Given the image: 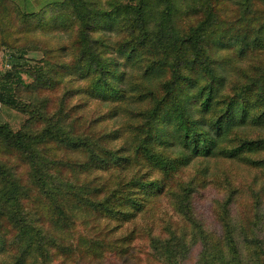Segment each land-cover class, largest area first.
<instances>
[{
    "label": "trees",
    "instance_id": "16d2710c",
    "mask_svg": "<svg viewBox=\"0 0 264 264\" xmlns=\"http://www.w3.org/2000/svg\"><path fill=\"white\" fill-rule=\"evenodd\" d=\"M23 4L0 0V34L11 35L17 16L24 23L33 19L29 30L56 25L58 19L63 24L66 17L77 20L75 61L54 62L59 50L48 48L50 60L44 59L52 65L30 70L34 85L60 82L58 70L73 72L87 81L75 92L112 103L104 117L125 120L98 134L91 122L84 133H75L67 118L40 130L26 125L13 131L0 123V147L31 169L24 181L15 175V164L0 162V264H49L57 257L90 262L106 254L126 258L135 253L137 232H111L145 212L154 216L160 195L169 197L178 221L151 234L149 245L137 244L145 260L184 264L193 254V264H264V185L256 190L226 176L215 230L196 218L191 201L196 187L205 184L203 173L194 175L196 184L176 176L197 157L264 173V0H107V7L96 0H52L31 11ZM47 7L59 12L41 26L38 11ZM109 21L121 39L93 35ZM110 53L135 72L117 70ZM21 69L13 67L0 79V102L30 114L32 122L43 121V114L16 99L4 83L15 78L21 84ZM124 78L125 86H118L116 80ZM117 139L120 147L106 145ZM55 146L85 158L50 154ZM101 171L108 173L102 177L96 173ZM246 190L252 209L233 217ZM79 220L93 235L76 234Z\"/></svg>",
    "mask_w": 264,
    "mask_h": 264
},
{
    "label": "rangeland",
    "instance_id": "374dc122",
    "mask_svg": "<svg viewBox=\"0 0 264 264\" xmlns=\"http://www.w3.org/2000/svg\"><path fill=\"white\" fill-rule=\"evenodd\" d=\"M21 1L24 3L23 5L25 9L31 11L37 10L43 4L52 0ZM96 2L102 7H107V0H96ZM58 12V9H49L48 7L44 8L43 11H38V14H40L38 18H41V26L50 19V15L57 14ZM70 18L71 17H66L63 24H61L62 20L58 19V21L56 20V25L50 26L49 24H46L45 27L38 26V28H34V30H29V24H31L30 21L33 19H29L24 23L21 16H17L14 20L15 30L11 32V35L9 33L6 36H3L2 33L0 34V79H3L5 72L13 69V67H22V69L19 70L20 76L22 77L20 82L22 85L18 84L19 82L16 81L15 78L10 80L4 79V83L7 85L9 92L12 93L16 99L30 104L33 109H37V111L40 114H43L45 118L43 121L38 119L32 122L29 119L30 114L8 105L4 101L0 102V123L8 124L13 131L20 130L26 125L30 126L31 129L40 130L43 125H46L48 122H51V124L55 122L63 124L64 119L66 120L67 118V122L73 123L74 132L77 130L75 133H84L81 130L91 122L94 125L92 130L94 133L98 134L119 126L121 122L125 120L124 116L108 118L107 115L104 117V114L113 106V104L93 99L85 93L75 92L78 88L86 86L87 81L81 79L78 74L73 72L65 73V71L58 70L59 65L58 67L57 65L52 67L57 68L58 73L62 74L60 82H54L49 86L34 85V83L38 81H36L34 75L30 74V70L36 72L38 69L37 66L44 62L46 63L43 64L44 70H46L47 65L49 68L52 65L51 63L47 64L45 60H50L47 53L48 48L54 49L57 47L59 50L56 59L52 60L54 62L71 65L75 61L78 47L72 45L75 44V39H77L78 36L77 20H70ZM109 22L108 25L104 23L101 29L93 35L105 36L108 41L121 39L120 36H117L118 34L117 31H115V24L113 25L111 21ZM10 44L18 49L22 48V50L19 51L18 49H12L10 48ZM10 53L16 54L17 56L19 53H22L23 57H10ZM109 56L116 59L117 70L125 71L126 75L135 72L133 68L126 65L123 59L118 57L115 53H110ZM49 73L53 74L52 78H57V74H54L51 71ZM116 82L118 86L123 87L126 84V79L124 78V81L121 79L116 80ZM121 144V139L106 143L110 148H118ZM56 148L57 146L51 150L50 154L56 151L55 153L58 156H62L63 159L73 158L81 160L85 158L83 153L72 152L62 148L55 150ZM0 162L5 163L8 166L15 164V175L24 181H28V175H30L31 172V169L28 172L30 165L23 163L14 153L7 152L3 147H0ZM198 171L203 173L205 184L196 187V191L193 192L191 201L196 218L209 229H219L214 217V212H216L219 202H222L227 194L225 185L227 184L228 179L226 176L230 177V179L237 184L255 185L253 188L256 190L260 186V183L264 185V173L262 171L218 157H197L176 176L184 183H191L192 181H195L194 175H198ZM101 172L102 173H96L100 174L102 177L108 173L105 171ZM66 175L69 176L68 178H70L71 181L74 180V178L70 176V173L66 172ZM200 175L201 174L198 176ZM83 177L84 176H80L79 179L81 180ZM216 179L220 185H216ZM37 184H40L38 180ZM261 199L260 213L264 210V189L263 196L261 192ZM237 200V204L232 208L233 217H235L237 213L239 216L242 215L244 210L252 209L254 202L249 190L242 193ZM153 211L154 216L151 213L145 212L132 221L122 222V225L118 227L116 231H112L111 235L112 233L115 236L116 234L122 235L135 229L134 231H136L138 235L136 240H139L137 244H140V246L143 244L149 245L151 234H161L163 232V226L170 220L178 221V216L173 209V203L166 195H160L156 198V204L154 205ZM179 224H181V222ZM89 226V224L80 223L79 220V224L76 226L78 233H72L91 236L93 235V231L89 229ZM112 228L116 229L114 223ZM262 232L264 231H261V236L264 237ZM137 244L134 243L132 245V252L135 253L127 255V257L123 259H119L114 255L106 254L100 258L91 259L92 261L90 262H87L88 257L83 260H72L69 262L62 257H57L49 264H163L157 260H145L143 258L145 257V253L136 249L138 248ZM198 249L199 247H196L195 251L197 252ZM192 255L184 264H193Z\"/></svg>",
    "mask_w": 264,
    "mask_h": 264
}]
</instances>
